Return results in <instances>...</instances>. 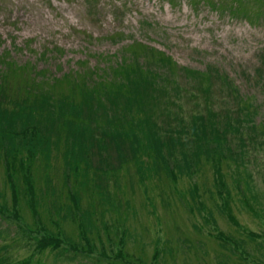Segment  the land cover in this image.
Wrapping results in <instances>:
<instances>
[{
  "label": "rangeland",
  "instance_id": "obj_1",
  "mask_svg": "<svg viewBox=\"0 0 264 264\" xmlns=\"http://www.w3.org/2000/svg\"><path fill=\"white\" fill-rule=\"evenodd\" d=\"M261 58L264 0H0V96L6 97L0 98V110L42 94L78 99L76 82L126 84L156 74L163 100L180 109L147 108L158 119L163 112L180 116L177 128L183 126L182 138L191 143L188 152L195 144L190 116L203 107L200 80L203 87L211 83L209 105L222 113L237 107L222 89L227 76L241 100L258 106L253 121L262 122ZM176 90L180 98L170 99ZM58 124L50 133L52 144L37 149L34 159L23 157L25 152L15 156L17 164L28 165L34 184L30 198L20 196L17 206L4 169V160L14 156L5 159L0 149V261L125 264L127 255L128 262L156 264H264V124L252 131L256 135L246 128L240 137L228 134L230 151L218 152L228 156L221 158L218 174L205 157L195 167L191 157L176 154L172 164L157 159L150 165L142 157L148 165L142 173L149 178L141 180L137 156L120 164L123 152L120 158L108 150L105 160L117 169L106 173L96 148L91 178L80 164L68 179V136ZM122 144L134 149L128 141ZM221 174L223 193L214 185ZM17 182L22 192L25 185L19 177ZM47 235L74 252L37 251L36 242ZM156 250L161 256L154 261Z\"/></svg>",
  "mask_w": 264,
  "mask_h": 264
},
{
  "label": "trees",
  "instance_id": "obj_2",
  "mask_svg": "<svg viewBox=\"0 0 264 264\" xmlns=\"http://www.w3.org/2000/svg\"><path fill=\"white\" fill-rule=\"evenodd\" d=\"M261 62L264 63V59L261 58ZM260 72V69L257 70V75ZM155 76L156 74H151L147 76V80H144V78L127 80L126 84L122 82L117 84L97 82L90 87H87L86 81L76 82L75 87H78L80 94L78 99L66 98V96L55 99L52 97L53 95L42 94L32 102L28 101L27 98L14 102V110H0L1 154L2 157L5 156V159L10 155L14 156L10 163L4 160L6 180L11 190L12 206H17L20 196L30 198L34 189L28 165L24 166L22 161L17 164L15 156L22 155L25 152L26 154L25 156L22 155L23 157L28 160L34 159L37 149H43L44 146L47 148L52 144L50 133L56 132L51 130L58 124L57 122H60L58 125L66 129L65 136H68V152L65 154L66 160L71 162L65 169L67 171L65 176L68 179L72 174L75 175L78 172V165L80 164H83V170L87 178H91L88 171L93 160V148H96L99 152V160L104 163V168L106 167V170H104L106 173L117 169V167L113 169L109 164V160H105L109 158L108 150L114 151L116 156L120 158L122 154L125 155L122 158L124 161H119L120 164L125 163L128 158L135 159V156H137L140 161L135 173L139 175V180L149 178V174L142 173L143 167L148 166L146 165L147 162L146 164L143 163L142 157L147 158L150 165H154L155 161H158L157 159L163 162L167 160L168 164H172L178 162L176 154L177 156L191 157L189 161L195 167L201 165L200 161L205 157L206 161L212 162L215 165L214 167L217 168L216 173L213 172L214 175L218 174L221 170L219 166L221 158L226 159L228 157L223 154L219 155V153L222 150L227 153L230 151L227 145L228 134L237 133L240 137L241 129L246 128L256 135V132L252 131L260 124H264V119L260 123L253 121V118L257 115L258 106L249 101L241 100L238 88L230 83L227 76H224L221 81L222 89L224 88L226 96L236 102L237 107L233 111L226 108L222 113L215 112L209 105L211 83H206L203 87L200 80L197 85L198 91L202 93L200 94L203 97V107L202 112L199 111L195 116H190L192 124L190 125L191 131L189 134L194 138L193 143L195 144L188 152V144L191 143L182 138V134L185 132L183 126L177 128L180 116L177 117L175 113L167 116L163 112V115L160 114V119L163 120L161 121L154 114V110L150 111L147 108L149 106L165 111L171 106L175 110L180 109L174 101L163 100L165 92H162L163 89L159 90L157 88L161 80H153ZM205 81L209 82L210 80ZM260 81V85L264 87V80ZM256 82L258 81L256 80ZM180 96L178 90L174 94H169V98L173 100L179 99ZM0 98L6 99L5 96H0ZM135 108L138 109L142 117H137L139 112ZM41 118L44 121L43 123ZM180 121L182 120L180 119ZM170 126L173 128H170ZM126 141L134 146V149L122 144ZM239 142L242 143L241 140ZM210 143L214 146L209 147ZM260 143H264V140ZM15 149H22V151L15 154ZM119 151L123 153L118 154ZM234 163L238 166L241 164L237 161ZM171 172L174 175L173 182H175L177 176L173 171ZM17 177L21 178L25 185L22 192L18 188ZM216 177L223 184L222 174ZM0 197L2 198L1 193ZM71 199L76 205L77 198L74 197L73 193ZM1 207H5V204H1ZM61 243L60 239L54 236H41L36 242L35 248L37 251L49 249L60 252L65 249L68 252H74L72 246L71 248L62 247ZM160 253L159 250L154 252L152 257L154 261L161 256ZM103 256H105V251H102L101 257ZM116 259L115 257L114 260ZM122 261L125 264H156L152 262L145 263L141 258H136L130 262ZM0 264L8 263L0 261ZM14 264H30V259L18 261Z\"/></svg>",
  "mask_w": 264,
  "mask_h": 264
}]
</instances>
